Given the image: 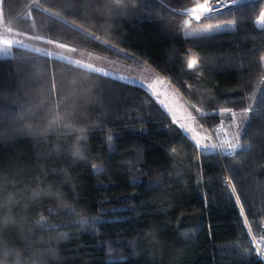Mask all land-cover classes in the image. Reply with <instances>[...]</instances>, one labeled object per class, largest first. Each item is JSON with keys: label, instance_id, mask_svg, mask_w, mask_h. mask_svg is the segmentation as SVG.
I'll return each mask as SVG.
<instances>
[{"label": "trees", "instance_id": "trees-1", "mask_svg": "<svg viewBox=\"0 0 264 264\" xmlns=\"http://www.w3.org/2000/svg\"><path fill=\"white\" fill-rule=\"evenodd\" d=\"M201 1L190 0L188 6ZM39 3L49 12H60L62 20L41 11L34 0H3L1 25L102 56L134 58L159 76L179 81L181 91L191 97L189 103L209 113H195L209 130L221 119L211 113L222 107L239 112L252 104L245 93L254 97L261 89L245 129L250 150L233 157L203 156L141 86L14 47L9 57L0 58V129L6 133L0 140V174L5 195H14L19 217L32 232L13 231L7 242L18 249L51 248L55 255L49 264H263L221 178L230 176L237 184L258 237L264 226V66L259 62L264 27L255 20L264 11V0L230 8L210 20L181 18L180 0H132L130 12L105 18L95 11L96 0ZM233 19L234 30L183 34ZM190 58H196V70L187 69ZM17 92L30 109L27 124L16 118L18 108L11 101ZM57 104L79 124L107 125L115 137L113 149L106 142L107 132L97 128L87 130L89 154L83 159L71 155L75 141L67 130L41 133L38 126ZM11 128L22 131L10 136ZM173 145L178 146L176 153L171 152ZM137 149L143 159L123 163ZM92 163L106 171L94 174ZM201 174L204 179L197 182ZM41 185L55 195L31 201L28 191ZM67 203L89 208L88 218L98 217L95 225L82 227L79 216H49L47 209ZM41 214L48 219L38 228Z\"/></svg>", "mask_w": 264, "mask_h": 264}, {"label": "snow or ice", "instance_id": "snow-or-ice-1", "mask_svg": "<svg viewBox=\"0 0 264 264\" xmlns=\"http://www.w3.org/2000/svg\"><path fill=\"white\" fill-rule=\"evenodd\" d=\"M72 0H65V4L71 3ZM0 3H3V0H0ZM34 3L38 5L41 11L48 13L50 16L54 17L57 20H62L60 16V12H49L47 8H44L42 4L39 3V0H34ZM97 7L95 11L100 14L101 18L105 17H114V16H122L127 12L131 11L132 0H96ZM181 10L179 15L181 18L187 16L189 12H202L205 20H210L216 17V13L221 12L224 7H229L230 5L225 3V0H203L200 4H193L188 6L190 0H180ZM239 0H231V4H238ZM171 11H176V9H171ZM4 21V13L0 11V23ZM63 23H68V21H63ZM72 25L77 29L80 28V25L76 23L75 20L71 21ZM255 23L261 27H264V11H261L255 20ZM236 24V20H229L223 24H209L207 27L200 29L205 34H212L218 31H227L234 30V26ZM5 33H12V28L7 24H3ZM85 33H87V29H83ZM91 35L93 40H99V37L94 33H88ZM185 36L192 35V32L185 30L183 33ZM17 36L24 35L22 32H17ZM28 39L41 41L44 44L55 45V47L60 49H65L68 52H75L76 48L70 47L64 43H58L53 39H45L42 35H32L28 36ZM3 47L0 48V55L8 56L11 55L10 49L15 45L18 48H25L26 46L23 43V40H13V39H3L2 41ZM108 48L115 50V45L109 44L107 40L102 42ZM32 52L41 53V49L34 48L31 49ZM42 55L47 57H51L52 53L43 52ZM29 59V58H25ZM58 59L67 60V57H61ZM259 62L262 66H264V55L259 57ZM71 63V61H69ZM77 67L87 69L90 72L100 73L101 69L94 67L92 64H83L81 61L77 60L75 62ZM187 69L196 70L197 69V60L196 58H190L187 61ZM47 72V69L45 70ZM198 74L196 71H192V75ZM106 76L107 73H104ZM264 82V81H262ZM142 87H146L149 95L154 99V101L160 106V109L167 114L170 118L171 123L177 125L183 132L185 139L192 142L193 148L200 155L208 156L210 153H216L220 157H233L237 154L238 151H249L251 145L248 143L247 136L248 133L245 131L248 123L250 114L253 113V105L250 103L247 107L242 108L239 112L233 110L231 107H222L219 111L211 113L221 117L219 121V127L213 128L209 130L205 128L204 122L198 119V114L200 117L209 115L203 111L202 107H198L196 103H189L191 99L190 95L181 91V84L179 81H173L172 78H163L159 75L155 77L150 83L147 85H143ZM243 89V86H241ZM52 92L54 93L56 90V84L53 79L51 84ZM13 95V100L11 101L18 108L16 113V118L19 119L22 123H28V112L30 109L26 108L25 104L19 98L18 92ZM245 97L248 99H254V97L249 96L248 93H245ZM245 97H240L239 99L243 100ZM227 119V127L226 120ZM3 120V111L0 110V123ZM129 125H124V127H128ZM39 131L41 133L48 132H60L61 129L67 130V135L71 137L72 140L75 141L73 145H71L69 151L71 155L75 158L83 159L86 155L89 154L87 150V141L89 139L88 131L91 128H97L98 130L107 132L106 142L109 146V150L113 149V144L115 137L113 136L111 129L107 128V125H95L92 122L88 124H79L75 119H73L70 113H66L60 109L59 104L56 105V110L52 113L51 117H45V122L38 126ZM22 129L19 128H11L9 129L8 135L14 136L19 134ZM29 132H32V129H29ZM34 134V133H33ZM6 133L0 129V140L5 138ZM242 136L245 137V142L242 143ZM177 145H173L171 148L172 153L177 152ZM143 159L142 151L137 149L135 156L130 160H125L123 163L131 164L136 161ZM91 167L93 169L94 174H101L106 171V168L98 165L96 163H92ZM197 168H200L201 165L197 164ZM136 169H130V171H135ZM143 175V173H141ZM204 177L201 174L197 178V182L203 181ZM140 181L133 180V184H137ZM221 183L224 187L230 191V196L234 198L235 205L239 210V215L242 218L243 226L247 229V234L251 237V241L253 247L255 249V255L262 261H264V236H261L258 240L257 237L253 234V227L249 223L248 215L246 214L245 204L242 202L241 194L237 191V184L234 183L233 178L230 176H223L221 178ZM5 184L6 181L2 174H0V201L7 199L8 201H13L14 195L12 193H7L5 195ZM55 195L51 189H45L42 185L37 186L35 189H31L28 191V198L31 201H37L45 196ZM18 201L15 205H9L12 207L13 215L19 217V212L17 210ZM49 216L63 214L69 216H79L78 223L82 227H92L95 225L98 217H93L91 219L88 218L87 213L90 211L87 207H79L72 203L63 204L62 206H57L56 208L47 209ZM3 214V210H0V215ZM48 217L43 214L40 215L39 220L36 221V226L38 228H43L46 224ZM179 231V229H178ZM13 230L12 229H0V258H2L6 252H12L14 254H19L20 249L11 246L7 240L6 236H11ZM28 234L31 235L32 230H27ZM135 241H132L133 248H135ZM48 251L52 252L53 250L50 248ZM247 252V250H245ZM32 258L35 257V254H31ZM135 255V252L133 253Z\"/></svg>", "mask_w": 264, "mask_h": 264}, {"label": "rangeland", "instance_id": "rangeland-1", "mask_svg": "<svg viewBox=\"0 0 264 264\" xmlns=\"http://www.w3.org/2000/svg\"><path fill=\"white\" fill-rule=\"evenodd\" d=\"M187 15L204 16L203 14H187ZM203 28L205 27L187 29L189 32L193 33L192 35H188V36L204 35L205 33L198 31ZM16 33L17 32L15 31H12V33H5L4 27L0 23V48L3 47L2 41L5 38L13 39V40H16V39L23 40V43L26 46L25 49L31 50L34 48H39L41 49V53L39 54H42L43 52H50L52 53L51 57L56 58V59L61 58V57H67V60H62V59H59V60L67 62V63L71 61L70 64H73L75 66H76L75 62L77 60L81 61L83 64H92L94 67L101 69V72L99 73L101 75H104V73H107L106 76L108 77H111V78H114V79H117L123 82H127L133 85H138L141 87H142V84L147 85L148 83H150L158 75L153 70L148 68L147 66L141 64L134 58H131L124 54L123 55L130 60L124 59V58L122 59L119 57L102 56L99 54H94V53H90L84 50H80L78 48H76L75 52H68L65 49H60V48L55 47V45H48V44H44L41 41L28 39V36H32L33 34H24L21 36H17ZM14 47L16 46L14 45L13 48ZM12 49L9 50L10 53L12 52ZM9 56L10 55L8 56L0 55V58H6ZM142 88H145L146 90V87H142ZM260 89L261 88L259 87L256 90V93L254 94V99L252 100V105H255L258 95L260 93ZM193 114L195 115V113ZM225 120H226L225 126L227 127V119ZM217 127H219V124L217 125Z\"/></svg>", "mask_w": 264, "mask_h": 264}, {"label": "clouds", "instance_id": "clouds-1", "mask_svg": "<svg viewBox=\"0 0 264 264\" xmlns=\"http://www.w3.org/2000/svg\"><path fill=\"white\" fill-rule=\"evenodd\" d=\"M17 201H8L4 199L0 201V210H3V214L0 215V229H12L17 231L18 234H23L27 231L25 226V220L21 217H16L13 215L12 207L9 205H15ZM35 254L32 258L31 254ZM54 253L43 249H34L31 245H26L23 249H20L19 254H14L12 252H6L5 255L0 258V264H49V259L54 257Z\"/></svg>", "mask_w": 264, "mask_h": 264}, {"label": "built area", "instance_id": "built-area-1", "mask_svg": "<svg viewBox=\"0 0 264 264\" xmlns=\"http://www.w3.org/2000/svg\"><path fill=\"white\" fill-rule=\"evenodd\" d=\"M255 1H258V0H239L238 4L232 5L231 4V0H225V3L230 5V6L229 7H224L221 12H223L225 10H228L230 8H233V7H237V6L248 4V3H251V2H255ZM202 2H203V0L200 3H202ZM218 13H220V12H218ZM218 13H216V14H218ZM188 14H203V13L198 11V12H189ZM261 236H264V226H262L261 231H260V235L257 237V239L259 240ZM248 240H249L250 245L252 247V250L254 251V254H255V249L253 247V244H252V241H251V237L248 236ZM256 258L264 264V261L260 260L257 256H256Z\"/></svg>", "mask_w": 264, "mask_h": 264}, {"label": "crops", "instance_id": "crops-1", "mask_svg": "<svg viewBox=\"0 0 264 264\" xmlns=\"http://www.w3.org/2000/svg\"><path fill=\"white\" fill-rule=\"evenodd\" d=\"M145 89V88H144ZM147 91V90H146ZM180 129V128H179ZM181 130V129H180ZM182 131V130H181Z\"/></svg>", "mask_w": 264, "mask_h": 264}]
</instances>
